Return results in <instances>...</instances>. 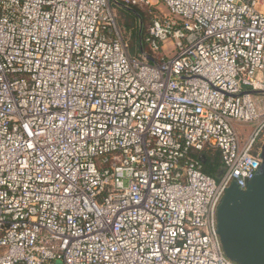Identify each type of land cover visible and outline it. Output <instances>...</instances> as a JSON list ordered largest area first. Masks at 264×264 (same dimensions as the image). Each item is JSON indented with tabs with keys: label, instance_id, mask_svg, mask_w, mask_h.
I'll use <instances>...</instances> for the list:
<instances>
[{
	"label": "built area",
	"instance_id": "2783aa9c",
	"mask_svg": "<svg viewBox=\"0 0 264 264\" xmlns=\"http://www.w3.org/2000/svg\"><path fill=\"white\" fill-rule=\"evenodd\" d=\"M115 1L0 0V264H238L216 211L262 162L264 0H159L135 56Z\"/></svg>",
	"mask_w": 264,
	"mask_h": 264
},
{
	"label": "water",
	"instance_id": "95a60500",
	"mask_svg": "<svg viewBox=\"0 0 264 264\" xmlns=\"http://www.w3.org/2000/svg\"><path fill=\"white\" fill-rule=\"evenodd\" d=\"M200 158L205 161V156ZM216 219L217 233L229 259L238 264H264V145L256 174L244 190L235 183L226 188Z\"/></svg>",
	"mask_w": 264,
	"mask_h": 264
},
{
	"label": "rangeland",
	"instance_id": "374dc122",
	"mask_svg": "<svg viewBox=\"0 0 264 264\" xmlns=\"http://www.w3.org/2000/svg\"><path fill=\"white\" fill-rule=\"evenodd\" d=\"M119 2H122L125 4L124 0H117ZM156 1L153 3V7L154 9H161L163 11H166L167 9L165 8V6L160 3L159 0H153ZM111 6L113 7L115 14H116V20H117V24L120 28V31L122 33V35L124 34V38L126 40V43L128 45V50L130 52V54L132 55H138L140 53L141 50V46H140V38H138V36L140 35V33H138V29L140 26V22L141 20L138 19L135 13L127 11L125 9H123L121 6L118 5H114L111 2ZM143 20L144 22H148V17H147V12L146 10H143ZM138 42V45H137ZM138 47V48H137ZM260 95H253V99H258L260 98ZM241 127H237V129H239ZM245 133V132H244ZM215 159V158H214ZM214 159L212 161H206L205 162V167H212L214 165V171H212V175L215 178H218L220 173L223 170V166L220 162H214ZM207 172V171H206Z\"/></svg>",
	"mask_w": 264,
	"mask_h": 264
},
{
	"label": "crops",
	"instance_id": "0c3cea01",
	"mask_svg": "<svg viewBox=\"0 0 264 264\" xmlns=\"http://www.w3.org/2000/svg\"><path fill=\"white\" fill-rule=\"evenodd\" d=\"M117 1V0H116ZM151 3H152V6L151 7H153L154 5H153V3L154 2H156V1H153V0H149ZM116 5H118V6H121L123 9H125V10H127V11H130V12H133V13H135L137 16V18L138 19H140L141 20V22H140V26H139V29H138V33H140L141 31H142V33H143V30H144V28H145V26L148 24V22L150 21V19L148 20V22H144V20H143V13H144V11L143 10H146V12H147V14L149 13V9H148V7L147 6H143V5H133V6H128V5H126V4H124V3H122V2H119V1H117V3H116ZM154 8V7H153ZM141 34V33H140ZM125 37V36H124ZM123 37V38H124ZM142 37V36H141ZM124 40H125V38H124ZM126 41V40H125ZM137 45H138V42H137ZM138 48V47H137Z\"/></svg>",
	"mask_w": 264,
	"mask_h": 264
},
{
	"label": "trees",
	"instance_id": "16d2710c",
	"mask_svg": "<svg viewBox=\"0 0 264 264\" xmlns=\"http://www.w3.org/2000/svg\"><path fill=\"white\" fill-rule=\"evenodd\" d=\"M114 5H116V3H117V1H115V2H112ZM148 7V6H147ZM148 9L149 10H152V11H156L153 7H148ZM147 14V13H146ZM147 17H148V20L150 19V17H151V14H150V12L147 14ZM141 34L138 36V38H140V46H142V47H144V45L142 44V41H141V36H142V31L140 32ZM123 37H124V34H123ZM214 162H219V158H218V156H216L215 155V159H214ZM205 168V170L208 172V173H212V171H214V167H204Z\"/></svg>",
	"mask_w": 264,
	"mask_h": 264
}]
</instances>
